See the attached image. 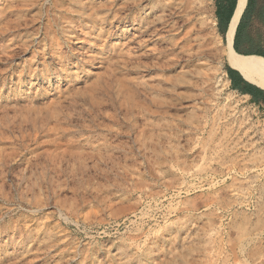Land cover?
Instances as JSON below:
<instances>
[{"label": "rangeland", "instance_id": "obj_1", "mask_svg": "<svg viewBox=\"0 0 264 264\" xmlns=\"http://www.w3.org/2000/svg\"><path fill=\"white\" fill-rule=\"evenodd\" d=\"M195 8L0 0V264H264V106Z\"/></svg>", "mask_w": 264, "mask_h": 264}, {"label": "crops", "instance_id": "obj_2", "mask_svg": "<svg viewBox=\"0 0 264 264\" xmlns=\"http://www.w3.org/2000/svg\"><path fill=\"white\" fill-rule=\"evenodd\" d=\"M243 10L244 11L241 14L242 15L244 13L245 14L242 21V26L236 42L234 40L235 38V34H234V38L232 40V50L235 54L239 56H245V57L258 56L264 59V57L254 54L255 52L264 54V0H251L249 6H247V0H246V4ZM239 22L240 20L238 21V24ZM224 75L228 83V86L231 89L233 85H238L240 88L247 89L251 94L257 95L261 100L264 99V90L260 89L259 87L245 80L246 78L241 72L227 65ZM233 91L241 94L238 90H233ZM241 95L249 98L252 101V95L250 94H241ZM253 104L260 107L264 106V102L262 101Z\"/></svg>", "mask_w": 264, "mask_h": 264}, {"label": "bare ground", "instance_id": "obj_3", "mask_svg": "<svg viewBox=\"0 0 264 264\" xmlns=\"http://www.w3.org/2000/svg\"><path fill=\"white\" fill-rule=\"evenodd\" d=\"M195 1V0H194ZM246 0H237L235 14L229 24L228 31L225 36L224 53H226L227 65L236 69L245 76V80L251 84L264 90V59L258 56H239L232 50V40L236 31L239 18L245 7ZM208 8V0H196V11L198 14L202 13ZM194 9V10H195ZM208 11V10H206ZM205 14V13H204ZM207 15V13L205 14ZM209 18V15H207ZM205 18V17H204ZM202 22H206L203 20ZM225 55V54H224ZM227 81L221 83V87H225ZM244 235V234H243Z\"/></svg>", "mask_w": 264, "mask_h": 264}, {"label": "trees", "instance_id": "obj_4", "mask_svg": "<svg viewBox=\"0 0 264 264\" xmlns=\"http://www.w3.org/2000/svg\"><path fill=\"white\" fill-rule=\"evenodd\" d=\"M250 1L251 0H247V6H249ZM236 2H237V0H216V18L218 20L219 32L222 35H225V33H226L228 23H229L232 15H233L234 9L236 7ZM244 14L242 15L240 22H239L237 29H236L235 38H234L235 42L239 36V32H240V29L242 26ZM254 54L264 57V54H262V53L255 52ZM232 89L238 90L241 94L252 95V102L253 103H259L260 101L264 102V99L261 100L257 95L251 94L247 89L240 88L238 85H233Z\"/></svg>", "mask_w": 264, "mask_h": 264}, {"label": "water", "instance_id": "obj_5", "mask_svg": "<svg viewBox=\"0 0 264 264\" xmlns=\"http://www.w3.org/2000/svg\"><path fill=\"white\" fill-rule=\"evenodd\" d=\"M236 6H237V2H236ZM235 11H236V7H235L234 12H233V15H232V17H231V19H230V22H231V20H232L234 14H235ZM240 18H241V17H240ZM230 22H229V24H230ZM229 24H228V27H229ZM228 27H227V29H228ZM226 31H227V30H226ZM243 78H244V77H243Z\"/></svg>", "mask_w": 264, "mask_h": 264}]
</instances>
